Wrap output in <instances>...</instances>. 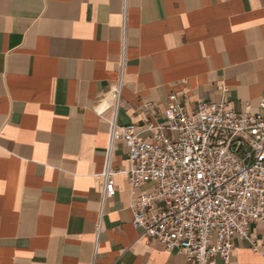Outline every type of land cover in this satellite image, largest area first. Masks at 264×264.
I'll list each match as a JSON object with an SVG mask.
<instances>
[{
    "label": "crops",
    "instance_id": "1",
    "mask_svg": "<svg viewBox=\"0 0 264 264\" xmlns=\"http://www.w3.org/2000/svg\"><path fill=\"white\" fill-rule=\"evenodd\" d=\"M143 139L168 96L256 110L264 96V0H0V264H192L131 224L122 172L100 212L112 116ZM115 170L129 168L116 142ZM228 262L264 264V224Z\"/></svg>",
    "mask_w": 264,
    "mask_h": 264
},
{
    "label": "built area",
    "instance_id": "2",
    "mask_svg": "<svg viewBox=\"0 0 264 264\" xmlns=\"http://www.w3.org/2000/svg\"><path fill=\"white\" fill-rule=\"evenodd\" d=\"M126 65L124 40L119 73L110 88L112 116L104 163L100 212L122 172L136 190L129 208L141 236L160 242L192 264L229 261L231 238L252 242L250 224H264V96L256 107L235 111L224 102L198 100L188 112L181 98L168 96L164 123L150 125L143 139L134 126L118 123ZM127 149L129 168L115 170L116 142Z\"/></svg>",
    "mask_w": 264,
    "mask_h": 264
}]
</instances>
